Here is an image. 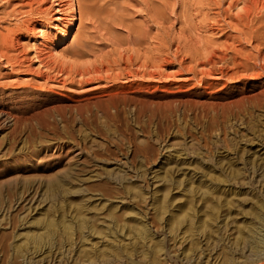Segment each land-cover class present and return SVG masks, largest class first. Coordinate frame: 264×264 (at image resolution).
<instances>
[{"label":"rangeland","instance_id":"rangeland-1","mask_svg":"<svg viewBox=\"0 0 264 264\" xmlns=\"http://www.w3.org/2000/svg\"><path fill=\"white\" fill-rule=\"evenodd\" d=\"M57 1L59 21L55 0H0V264H264V75L219 72L262 61L257 19L232 14L242 0ZM101 59L109 78L160 70L123 84L140 120L65 79ZM88 102L87 123L61 118Z\"/></svg>","mask_w":264,"mask_h":264},{"label":"bare ground","instance_id":"bare-ground-1","mask_svg":"<svg viewBox=\"0 0 264 264\" xmlns=\"http://www.w3.org/2000/svg\"><path fill=\"white\" fill-rule=\"evenodd\" d=\"M52 1V0H51ZM61 1V0H60ZM66 1V0H65ZM68 1V0H67ZM71 1V0H70ZM69 1V2H70ZM236 0H234V2H235ZM239 1V0H238ZM238 1H237V3H238ZM260 1L261 0H242V3L240 4V6L238 7V6H236V12L235 11H233V15H234V13H235V15L236 14H238V16L240 17V15H241V17L243 16H246V18L247 17H249L250 19H257V21H256V24H254V26H253V24H251L250 22V24H248V25H250V26H247L245 29H247L248 31H249V29H250V32H251V34L249 35V36H251V37H253V40H256V47H255V49L257 48V46H259V44L257 43V40L258 39H260V41H264V22L261 24V21L262 20H264V18H263V16H264V6L262 7L263 8V11H261V8H260V6H262V5H264V3H263V1H261L262 3V5H260ZM28 2V1H27ZM46 2V1H45ZM68 2V3H69ZM72 2V4H73V0L71 1ZM240 2V1H239ZM252 2V3H251ZM53 3H55L56 4V7H55V11H56V16H55V18H56V20L58 19V21H59V19H62L63 18V12H62V7H63V5H62V7H61V2H59V1H57V0H55V2H53ZM249 3H251L252 4V6H251V4H249ZM27 4V3H26ZM52 4V3H51ZM67 4L65 3L64 4V6H66ZM69 5H70V3H69ZM39 6V5H38ZM54 6V5H53ZM68 6V5H67ZM74 6V5H73ZM241 7V8H240ZM65 8V7H64ZM68 8V7H67ZM69 9H71V8H69ZM239 9H240V11L241 12H239ZM68 10V9H67ZM72 10V9H71ZM74 10V9H73ZM72 10V11H73ZM64 11V10H63ZM65 11H66V8H65ZM61 12L63 13L62 15H61ZM68 12H69V10H68ZM70 14H72V16H73V14H74V12L72 13H70ZM76 14H78V13H76ZM251 14H254V16L253 17H251L252 15ZM71 16V17H72ZM70 17V16H69ZM234 17V16H233ZM235 17H237V15L235 16ZM73 18H74V16H73ZM72 18V19H73ZM238 18V17H237ZM261 18H263V19H261ZM243 19H245V17L243 18ZM260 19H261V21H260ZM236 20V22H238L237 21V19H235ZM241 21H242V18L240 19ZM247 19H245L244 21H242L243 23H246L247 21H246ZM260 21V23H259V21ZM71 21V20H70ZM122 21V20H121ZM252 21V20H251ZM254 21V20H253ZM255 22V21H254ZM253 22V23H254ZM257 22L259 23V24H257ZM29 23V22H28ZM32 23V22H31ZM59 23V22H58ZM16 24V23H15ZM17 24H18V22H17ZM23 24H25V23H23ZM27 24V23H26ZM33 24V23H32ZM31 24V25H32ZM68 24H70V23H68ZM247 24V23H246ZM28 25V27H29V24H27ZM31 25H30V27H31ZM71 25V24H70ZM243 25V24H242ZM26 26V25H25ZM54 26H56L57 27V24H54ZM238 26H241V25H238ZM9 27V26H8ZM16 27V26H15ZM35 27V29L34 30H36V28H37V26H33V28ZM56 27H54V28H56ZM243 26H241V28H242ZM11 28V27H10ZM9 28V29H10ZM27 28V27H26ZM240 28V29H241ZM16 29H18L17 27H16ZM29 29V28H28ZM32 29V28H31ZM39 29V28H38ZM41 30H42V28H40ZM38 30V31H41V30ZM57 29V28H56ZM60 29V28H59ZM68 29V28H67ZM239 30V28L237 27L236 28V30ZM245 29H243V33H244V30ZM26 30V29H25ZM33 30V29H32ZM247 30H246V32H247ZM7 31V29L4 31V32H6ZM16 31V30H15ZM66 31V30H65ZM241 31V30H240ZM34 32V31H33ZM43 32V31H42ZM2 33V30H1V32H0V34ZM7 33V32H6ZM69 33V29L67 30V32L66 33H64L66 36H67V34ZM238 33L239 32H237V37L238 36H241V35H238ZM3 34V33H2ZM240 34V33H239ZM245 34V33H244ZM243 34V35H244ZM247 34V33H246ZM245 34V35H246ZM41 35H44V34H41ZM45 36H47V35H45ZM246 36H248V35H246ZM3 37V38H2ZM18 37V36H17ZM44 37V36H43ZM42 37V38H43ZM0 38H2L3 39V44H5L4 43V39L5 40H9L10 42H12V43H14L16 40V36L15 35H13V33H7V34H5V38H4V36H1L0 35ZM235 38V37H234ZM234 38H232V40L234 39ZM240 38V37H239ZM247 38H249V37H247ZM255 38V39H254ZM1 39V40H2ZM45 39V38H44ZM243 39V38H242ZM246 39V38H245ZM250 39V38H249ZM252 39V38H251ZM250 39V40H251ZM15 40V41H14ZM235 40H236V38H235ZM239 41H243V40H241V39H238ZM249 40V41H250ZM18 41V40H17ZM43 41V40H42ZM246 41H247V39H246ZM248 41V42H249ZM6 42V41H5ZM47 42V41H46ZM234 42H236V41H234ZM259 42V41H258ZM8 43V42H7ZM45 43V42H44ZM43 42H42V44H44ZM236 43H239V42H236ZM243 43V42H242ZM250 43V42H249ZM253 43L254 42H252V45H253ZM34 44V43H33ZM42 44H40L41 46H42ZM245 44V43H244ZM248 44V43H247ZM12 45V44H11ZM25 45V44H24ZM261 45H263V42L261 43ZM2 47L3 46H5V45H1ZM7 46V45H6ZM5 46V47H6ZM21 46V45H20ZM45 46H46V44H45ZM241 46V45H240ZM242 46H243V44H242ZM247 46V45H246ZM2 47H0V48H2ZM12 47H13V45H12ZM34 47H35V50L34 51H36L37 52V48H38V46H37V44H35L34 45ZM239 47V46H238ZM245 46H243V48H244ZM250 47V50H251V48H254L253 46L251 47V46H249ZM262 47V46H261ZM39 48H40V46H39ZM38 48V49H39ZM235 48H236V46H235ZM243 48H240V49H243ZM3 49V48H2ZM41 49V48H40ZM10 49H7V50H5L6 52H8ZM249 49H247V51H248ZM256 50H259L258 48L256 49ZM262 50V49H261ZM3 51V50H2ZM78 53H79V55H84V54H86V51H85V48L84 47H80V48H78L77 50H76ZM235 51H236V49H235ZM241 51V50H240ZM244 51V50H243ZM247 51H245L246 52V54H247V57L249 58V57H252L253 56V51H250L251 52V54H249V52L247 53ZM263 51H264V48H263ZM119 52V51H118ZM239 52V51H238ZM262 52V51H261ZM222 53V54H221ZM220 53V55H217V57H218V59L219 60H222V61H225L226 60V54H224L223 52H221ZM241 52H239V54H240ZM243 53V52H242ZM263 53V52H262ZM261 53V54H262ZM3 53H1L0 55H2ZM5 54V53H4ZM11 54V53H10ZM37 54H38V52H37ZM248 54H249V56H248ZM254 54H256L255 53V51H254ZM260 54V56H263L264 55V53L261 55ZM5 55H7V54H5ZM242 55H245V54H242ZM251 55V56H250ZM257 55V54H256ZM3 57H4V55H2ZM19 55H17V57H18ZM85 56V55H84ZM246 56V55H245ZM255 56V55H254ZM7 57H9V56H7ZM6 56H5V58H7ZM14 57V56H13ZM25 57V56H24ZM36 57V56H35ZM76 57H78V56H76ZM83 57V56H82ZM211 57V56H210ZM256 57V56H255ZM254 57V58H255ZM10 58H11V56H10ZM10 58H7L8 60L10 59ZM79 58V57H78ZM239 58V57H238ZM237 58V55H236V53H235V55L231 58L232 59V61H233V64H232V66L230 67V68H228V69H226L225 71H219L220 72V75L221 76H234V75H238V76H240V75H246V74H251V73H253L254 75H264V56L262 57V61H255L254 59H250V60H254V62H252V64H249V62H247V61H243L242 59H244V57L243 58H241V59H238ZM247 58V59H248ZM253 58V57H252ZM258 58V57H257ZM18 59V58H17ZM16 59V60H17ZM25 59V58H24ZM211 59V58H210ZM212 59H214V57H212ZM211 59V60H212ZM256 59V58H255ZM12 60V59H11ZM21 60V59H20ZM135 60V59H134ZM215 60V59H214ZM244 60H246V59H244ZM14 61V60H13ZM18 61V60H17ZM40 61V60H39ZM78 61V60H77ZM103 61H105V60H103ZM102 61V59L99 61V60H97V62H94V60H93V62L90 60V62L88 63V62H86L85 61V63H83V64H79L78 62V65H76L75 63V67L74 68H70V72L68 73V75H67V77L65 78V79H68V81L69 82H72V83H75V84H79V87H80V85H84V83H89V82H91V81H97L96 83H95V85H92V86H90L89 88H91V89H94V88H97V90H100V92H102L103 93V95L105 94V96L106 97H109V99H110V101H108L107 99H106V101H105V106L106 107H108V106H112V107H114V108H118V106L119 105H123V106H125V105H129L130 103H133V105L134 106H137V111H138V114L137 115H135V118L134 119H137V120H140L139 118V116H140V112H139V109H140V106H142L143 104H146V103H148V101L146 102V101H142V99H141V96H139V97H135V96H133V95H131V96H128L129 94L128 93H131V92H133V90H129V89H127V90H125L127 87L126 86H124L123 84H125V83H130L129 84V88L130 87H132V85H133V81H135L136 79H137V76L136 75H138V74H140V77H139V79H140V81L139 82H141V81H145V84H147V86H148V84H150L155 78H156V76L158 75L159 76V74L161 75V73H159L160 72V70H157V68L156 69H154V67H148V65H145V68H141L140 69V67L139 66H135L136 68L135 69H127L126 70V72L124 73V72H120V73H117L113 78H109L110 76H111V74L109 75V74H103V72H102V70L104 71V69H105V71H106V68L107 67H109V65L107 66V63H105V62H103ZM165 61V60H164ZM209 61V60H208ZM12 62V61H11ZM16 62V61H15ZM75 62V61H74ZM83 61H81V63H82ZM42 63V62H41ZM52 63V62H51ZM51 63H49V64H47V66L48 67H50V66H52V68L51 69H53L54 70V65H52ZM165 63V62H164ZM203 63V62H202ZM208 63H210V61L208 62ZM10 64V63H9ZM18 64V63H17ZM54 64V63H53ZM12 65V64H11ZM42 65V64H41ZM43 66V65H42ZM141 66V65H140ZM143 66H144V64H143ZM142 66V67H143ZM12 67V66H11ZM72 67V66H71ZM110 67H112V66H110ZM109 67V68H110ZM138 67V68H137ZM108 68V69H109ZM250 68L251 69H253L252 71H250ZM256 68H259L258 70H254V69H256ZM65 69V68H64ZM69 69V68H68ZM67 69V70H68ZM44 70V69H43ZM59 70H63V67L61 68H59ZM67 70H66V72H67ZM109 70H111L112 71V69L110 68ZM109 70H107V72H105V73H108V71ZM58 71V70H57ZM56 71V73H58ZM110 71V72H111ZM227 71V72H226ZM248 71H250V72H248ZM206 72L208 73V75L209 74H211V76L212 77H216L217 75L216 74H213V72L210 70V69H206ZM42 73V72H41ZM65 72H64V70H63V74H64ZM112 73V76H113V71L111 72ZM159 73V74H158ZM60 74V73H59ZM123 74V75H122ZM204 74V73H203ZM41 76V75H40ZM107 76V77H106ZM157 76V77H158ZM168 76V75H167ZM171 76V75H170ZM210 76V75H209ZM227 76V77H228ZM230 76V77H231ZM251 76V75H250ZM258 76V77H259ZM49 77V76H48ZM143 77H145V78H143ZM236 77V76H235ZM53 78V77H52ZM51 78V79H52ZM107 78H109V79H115V80H112V81H114V82H112V84H114V85H107L106 84V81H108L109 79H107ZM229 78V77H228ZM232 78V77H231ZM237 78V77H236ZM240 78V77H239ZM45 79V78H44ZM54 79H56L57 81H59L60 79H61V76H60V79L58 80V78H54ZM64 79V78H63ZM62 79V80H63ZM234 79V78H233ZM12 81V80H11ZM67 81V80H66ZM67 81V82H68ZM25 82V81H24ZM43 82V81H42ZM100 82H103V83H100ZM138 82V81H137ZM136 81H135V83H137ZM143 82H141V83H143ZM41 83V82H40ZM64 83V82H63ZM93 83V82H92ZM100 83V84H99ZM33 84V83H32ZM67 84V83H66ZM140 84V83H139ZM58 85H62V84H58ZM65 85V84H64ZM63 85V86H64ZM53 86V85H52ZM57 86V85H56ZM69 86V85H68ZM75 86V85H74ZM113 86V89H111V87ZM135 86V85H134ZM145 86V85H144ZM36 87V86H35ZM78 87V86H77ZM143 87V86H142ZM39 88V87H38ZM48 88V87H47ZM53 88V87H52ZM68 88V87H67ZM71 88V87H70ZM88 88V87H87ZM73 89H75V88H73ZM86 89V88H85ZM131 89V88H130ZM134 89V88H133ZM52 90V89H51ZM76 90V89H75ZM83 90V89H82ZM119 90V91H118ZM54 91V90H53ZM79 91V90H78ZM147 92V91H146ZM149 92V91H148ZM102 95V96H103ZM100 97V96H99ZM89 99V98H88ZM264 99V98H263ZM84 100V99H83ZM92 101V100H91ZM86 102V101H85ZM94 103H95V101H93ZM83 103V102H82ZM143 103V104H142ZM151 103V102H150ZM263 103H264V100H263ZM96 108H99V105L98 104H93ZM90 102H88L87 104H85V106L84 105H82L81 107L82 108H80V109H78V107H76V106H70V107H68V109L66 110L67 112H65V111H62V112H59V114H60V116H61V118H63L66 122H71L72 120H73V117H74V115L76 114V113H80V115H81V117H82V121L83 122H85V123H87L88 121H90L91 119H92V117H94L95 115H96V110H93L92 109V106H93ZM150 106V105H149ZM122 107V106H121ZM52 111V110H51ZM116 111V110H115ZM48 112V111H47ZM153 114V112H151L150 113V115L148 116V114L146 115L148 118H150L151 117V115ZM51 115H53V114H51ZM78 115V114H77ZM115 115V114H114ZM80 117V118H81ZM76 119V118H75ZM74 119V120H75ZM78 119H79V117H78ZM125 120H126V118H125ZM80 121V120H79ZM124 121V120H123ZM135 121V120H134ZM126 122H127V120H126ZM53 123L54 122H52L51 123V125H53ZM74 123V122H73ZM53 127V126H52ZM56 127V126H55ZM57 129V128H56ZM52 130H54V129H52ZM66 131V130H65ZM66 133H67V131H66ZM224 202V201H223ZM216 207V206H215ZM221 207V206H220ZM259 207H262V209H263V207H264V203H262V202H260V206ZM217 208H218V206H217ZM215 209V208H214ZM212 210V209H211ZM251 211V210H250ZM254 212H256L255 210H254ZM257 213H258V211H257ZM212 214H213V210L211 211V212H209V214H208V216H209V218H210V216H212ZM257 215H259V214H257ZM214 216H215V213H214ZM211 219V221H212V217L210 218ZM214 219V218H213ZM209 220L207 219L206 220V222H208ZM206 225V224H205ZM208 225V224H207ZM206 225V226H207ZM206 226H204V227H206ZM246 227V226H245ZM242 228H244V227H242ZM247 228V227H246ZM254 228V227H253ZM252 228V229H253ZM250 230L251 228H247L246 230ZM242 230H244V229H242ZM250 231H252V230H250ZM254 231H255V229H254ZM247 232V231H246ZM240 233H241V230H240ZM251 233V232H250ZM248 240V239H247Z\"/></svg>","mask_w":264,"mask_h":264}]
</instances>
